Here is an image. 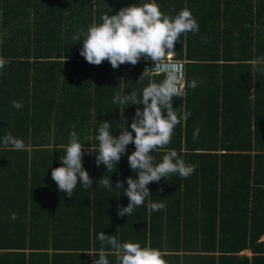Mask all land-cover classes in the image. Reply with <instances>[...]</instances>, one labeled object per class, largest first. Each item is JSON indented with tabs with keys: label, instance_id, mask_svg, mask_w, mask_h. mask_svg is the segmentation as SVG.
Masks as SVG:
<instances>
[{
	"label": "trees",
	"instance_id": "1",
	"mask_svg": "<svg viewBox=\"0 0 264 264\" xmlns=\"http://www.w3.org/2000/svg\"><path fill=\"white\" fill-rule=\"evenodd\" d=\"M135 2L144 0H0V57L7 60L0 70V136L10 132L24 141L23 150L0 146V264L5 255L13 256L12 264H94L101 230L171 251L167 264H181L180 251L209 253L211 264L216 251L217 264H264V0H157L169 16L190 9L199 31L182 33L175 50L166 52L186 61L185 94L173 106L190 115L155 158L174 148L195 170L186 178L172 174L149 183L146 205L162 201L164 209L152 212L142 205L120 216L117 208L128 197H117L118 189L108 191L98 180L110 175L115 185L135 178L127 153L110 174L95 163L94 153L85 152L93 188L77 184L67 211L59 208L68 195L57 189L51 170L59 166L73 126L85 148L92 144L96 150L103 120L115 134L121 116L131 120L143 108L114 104L113 96L134 90L139 97L148 83L166 76L148 73L139 80L150 59L145 55L117 68L106 59L89 63L80 54L82 43L72 39L103 14ZM192 80L195 88L188 87ZM13 100L24 107L15 109ZM134 147L130 143L127 151ZM31 154L48 161L43 174L30 171ZM23 156L19 175V164L7 159ZM42 182L49 212L32 210ZM244 249L252 257L235 254Z\"/></svg>",
	"mask_w": 264,
	"mask_h": 264
},
{
	"label": "clouds",
	"instance_id": "2",
	"mask_svg": "<svg viewBox=\"0 0 264 264\" xmlns=\"http://www.w3.org/2000/svg\"><path fill=\"white\" fill-rule=\"evenodd\" d=\"M110 13L103 14L100 22L73 34L72 39L82 43L80 54L89 63L99 65L106 59L113 68H117L123 63L135 65L145 55L153 59L156 65L166 52L175 50V42L182 33L199 31V24L190 9L185 7L174 16H169L161 11L157 0L135 2ZM6 63L7 60L0 57V70ZM149 72L145 70L139 80L147 77ZM196 86V80L188 84L191 88ZM184 94L173 72H168L159 82L148 83L139 97L134 90L117 92L113 96L114 104L128 106L138 103L143 108L137 107L131 120L121 116L117 128L119 134L117 129L113 134L109 120H103L95 136L98 141L96 150H93L92 144L90 148H85L84 141L79 138L73 126L64 154L59 157L60 164L51 170L57 189L72 196L77 184L93 188V178L83 166L82 157L85 152L94 153L95 163L98 166L103 164L110 174L117 168L121 155L127 153L129 167L136 173L135 178L127 176L125 180H117L113 185L110 175H103L98 182L108 191L118 189L117 197L121 192L128 197L126 205L118 206L117 214L129 216L134 209L146 205L151 196L148 187L150 182H159L162 177L167 179L172 174L183 178L191 175L195 166L186 163L181 153L174 148L166 151L159 161L155 158V153L170 143L175 126L190 115L174 110L173 99ZM12 106L17 110L24 107L20 100H13ZM198 135L199 129H194L193 137ZM130 143L135 147L128 152L127 146ZM0 146L23 150L24 141L8 132L0 136ZM146 206L156 212L164 209L166 204L156 201ZM96 239L100 242V248L92 254L95 257L94 264H166L165 254L159 248L142 246L136 241H121L102 230L96 234ZM110 257H115V260Z\"/></svg>",
	"mask_w": 264,
	"mask_h": 264
},
{
	"label": "crops",
	"instance_id": "3",
	"mask_svg": "<svg viewBox=\"0 0 264 264\" xmlns=\"http://www.w3.org/2000/svg\"><path fill=\"white\" fill-rule=\"evenodd\" d=\"M35 146H33L32 144L28 147V148H33ZM53 146L50 145V148H52ZM29 157L32 158V167L30 168V171H35V173L37 175H40V174H43L45 171H46V167L44 166V164H46V162H48L47 160H43L44 158L40 157L39 155H30ZM24 158V156L22 157V159ZM22 159H15V158H9L7 160H12L14 163H17L19 164L17 166V171H19V175L23 174V171L25 169V158L22 160ZM2 160H0V163H1ZM22 161V163H21ZM51 162V161H49ZM53 162V161H52ZM4 163V161L2 162ZM23 164V165H22ZM1 166V165H0ZM45 167V168H44ZM45 170V171H44ZM35 175V176H37ZM45 182H42V185H40V189H36L35 191V197H34V205H33V209L34 211H51L52 208L50 207V205H48L47 203H44L45 200H43L44 198V195H48V192H47V186L45 188ZM45 189V190H44ZM23 197H24V194H23ZM71 198V196H67V198H62V200H60V205H59V208L61 210H64V211H67L68 207V203H69V199ZM23 200V198H22ZM43 202V204H42ZM46 204V205H44ZM195 205V209H197V204H194ZM38 206V207H37ZM37 207V208H36ZM29 208V206H28ZM55 211V209L53 210ZM37 218V217H36ZM36 220V219H35ZM43 219H39V222H41ZM264 239V235L261 237V240ZM5 252V250L3 249H0V253H3ZM162 252L165 254L164 255V259L166 261V264L168 263V261H170L169 259V255H172L173 253H171V251H168L167 249H164L162 250ZM179 259L181 261V264H211L212 260L211 258H207V255L209 253H206V252H202V251H193V252H190L189 254H186V252L184 253L183 251H180L179 253ZM216 256L219 257L220 256V252L219 251H216ZM227 254H231V253H227ZM239 256L241 255H248L249 257H252L253 255V251L251 249H244L238 253H235ZM168 257V258H167ZM216 257V264L218 262V259ZM13 259V256H9V255H5V256H2L1 258V264H12L14 261H11ZM258 262H261V261H258ZM234 262L232 260H223V264H233ZM261 264H263V262H261Z\"/></svg>",
	"mask_w": 264,
	"mask_h": 264
},
{
	"label": "built area",
	"instance_id": "4",
	"mask_svg": "<svg viewBox=\"0 0 264 264\" xmlns=\"http://www.w3.org/2000/svg\"><path fill=\"white\" fill-rule=\"evenodd\" d=\"M186 61L177 59L173 53H166L163 58L157 62L153 59L145 60L144 69L149 70L150 74H165L168 72H173L177 76L178 85L181 87V90L185 89V80H186Z\"/></svg>",
	"mask_w": 264,
	"mask_h": 264
}]
</instances>
